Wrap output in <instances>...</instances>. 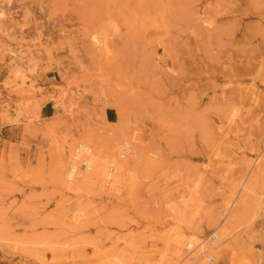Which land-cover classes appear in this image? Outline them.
Here are the masks:
<instances>
[{
    "label": "rangeland",
    "instance_id": "rangeland-1",
    "mask_svg": "<svg viewBox=\"0 0 264 264\" xmlns=\"http://www.w3.org/2000/svg\"><path fill=\"white\" fill-rule=\"evenodd\" d=\"M80 144L112 180L64 175ZM189 238L264 264V0H0V263L191 264Z\"/></svg>",
    "mask_w": 264,
    "mask_h": 264
},
{
    "label": "bare ground",
    "instance_id": "bare-ground-1",
    "mask_svg": "<svg viewBox=\"0 0 264 264\" xmlns=\"http://www.w3.org/2000/svg\"><path fill=\"white\" fill-rule=\"evenodd\" d=\"M101 159L102 158L99 156L98 151L95 154L94 150L92 148H90L87 145L80 144L73 151V153L71 155L70 162L68 163V166L65 170L64 175L71 181L74 178H76L77 176L81 177V176H85L88 174H94L98 178H102L103 176H106L107 178H109V180L110 179L112 180L111 175L107 174V170H105L104 166L102 164H100ZM108 173H110V172L108 171ZM84 180H85V178H84ZM73 185H76V184H73ZM210 237L215 238L214 241L216 242V239H217L216 233ZM221 239H222V236H221L219 242L221 241ZM182 241H184V240H180V239L178 240L179 243H182ZM185 245H186V247H189V248H193V246H194V248L192 250H195V251L191 256V261H190L191 264H193L194 262H197V261L201 262L202 261V253L205 251V247L201 244H195V241L192 238H189L188 241L185 243ZM198 246H199V248H197Z\"/></svg>",
    "mask_w": 264,
    "mask_h": 264
},
{
    "label": "crops",
    "instance_id": "crops-1",
    "mask_svg": "<svg viewBox=\"0 0 264 264\" xmlns=\"http://www.w3.org/2000/svg\"><path fill=\"white\" fill-rule=\"evenodd\" d=\"M54 78V76H46L45 77V81H51L52 79ZM41 111H43V109L41 108ZM49 114V113H47ZM104 119L106 120L107 123L109 124H114L116 123V121H113V117H114V114L111 112V109H108V110H105L104 114ZM1 264V263H0Z\"/></svg>",
    "mask_w": 264,
    "mask_h": 264
}]
</instances>
